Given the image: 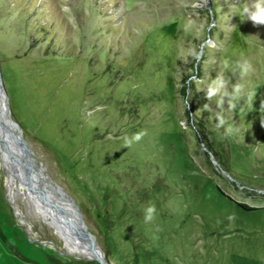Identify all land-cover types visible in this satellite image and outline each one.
I'll list each match as a JSON object with an SVG mask.
<instances>
[{"label": "rangeland", "instance_id": "obj_1", "mask_svg": "<svg viewBox=\"0 0 264 264\" xmlns=\"http://www.w3.org/2000/svg\"><path fill=\"white\" fill-rule=\"evenodd\" d=\"M194 2L0 0L10 115L105 264H264V25L241 14L250 0ZM242 59L251 99L218 106L208 85L222 74L230 91L223 61ZM45 205L0 151V264H100Z\"/></svg>", "mask_w": 264, "mask_h": 264}, {"label": "bare ground", "instance_id": "obj_2", "mask_svg": "<svg viewBox=\"0 0 264 264\" xmlns=\"http://www.w3.org/2000/svg\"><path fill=\"white\" fill-rule=\"evenodd\" d=\"M3 119L8 132H4L0 128V139L6 142L5 145L0 143V151L12 177L19 181L30 194L35 195L41 203L46 204V211L51 216V220L48 222L56 227V231L61 238H64L68 248L76 251L79 245L84 248L88 256L91 255L90 249L95 246L92 244L87 230L80 225L74 204L66 199L56 187L51 186L46 189L43 186L41 178L44 175L40 168L35 165L33 159L29 157V149L19 143L13 125L6 118ZM97 254L101 256L98 250Z\"/></svg>", "mask_w": 264, "mask_h": 264}, {"label": "clouds", "instance_id": "obj_3", "mask_svg": "<svg viewBox=\"0 0 264 264\" xmlns=\"http://www.w3.org/2000/svg\"><path fill=\"white\" fill-rule=\"evenodd\" d=\"M181 5L185 4V0H180ZM207 0H195L193 7H205ZM248 20L252 21L254 25H264V0H250V3L243 7L242 13ZM191 26V21L189 22V27ZM189 54L192 55L195 59L199 60L200 53H197L194 49L189 50ZM223 68L225 70H230L233 73H238L239 80L237 83L231 86L229 91L228 85L229 82L224 78V76L218 75L212 82L208 85L206 97L211 99L214 96L219 97L218 106H222L227 100L228 106L230 109H235L238 102L244 97L247 96L249 100L251 99L253 93L246 91L247 81L246 77H249L255 70L252 63L247 59H242L237 62L235 65H231L228 60L223 61ZM195 79V77H192ZM216 127H224L227 123L223 116L216 114ZM234 132L233 126L228 124L225 128L226 135H232ZM147 132L142 130L135 133L132 137H125L124 143L126 146H130L134 142H139ZM147 215H145V222H151L154 219L153 214H156V208L154 205H149L145 209ZM159 231V229H157Z\"/></svg>", "mask_w": 264, "mask_h": 264}, {"label": "water", "instance_id": "obj_4", "mask_svg": "<svg viewBox=\"0 0 264 264\" xmlns=\"http://www.w3.org/2000/svg\"><path fill=\"white\" fill-rule=\"evenodd\" d=\"M6 102H8L7 95H6V92L4 90L2 79H1V75H0V128L4 132H8L7 129H6L7 126L5 124V120L3 119V118H6L9 121V123L12 124L13 127L16 129V132H17L16 134H17V137H18L17 139H18L19 143H21L23 145V147L26 148L27 145L25 144V142H24V140H23V138L21 136L20 127H19L18 123L11 117L10 111H9V107H8V103L6 105ZM6 107H7V109H6ZM0 143H1V145H5L6 144V142L4 140H2V139H0ZM29 157H31V156L29 155ZM27 159L29 160L28 157H27ZM41 169L42 168L40 167V170ZM77 214H78V220H79L80 225H82L84 227V229H86V226L84 225V222H83V220H82V218L80 216V212L78 210H77ZM77 249L79 251H81V252H86L84 250V248L80 247L79 245H78ZM90 252L92 253L91 255H89L90 257H93L94 259L98 260L100 262V264H105L103 262V260L101 259V257L97 254V249L95 247L91 248Z\"/></svg>", "mask_w": 264, "mask_h": 264}]
</instances>
